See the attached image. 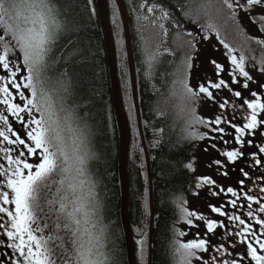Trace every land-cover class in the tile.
Instances as JSON below:
<instances>
[{
  "label": "snow or ice",
  "instance_id": "6c2138e0",
  "mask_svg": "<svg viewBox=\"0 0 264 264\" xmlns=\"http://www.w3.org/2000/svg\"><path fill=\"white\" fill-rule=\"evenodd\" d=\"M223 3L233 16L259 6L264 24V0ZM65 30L56 0H0V264H116L89 166L88 126L70 102L67 72L50 87ZM243 60L232 58L227 80L201 83L198 92L185 85L222 111L201 121L209 131L199 138L213 141L217 155L195 184L217 202L207 203L208 214L183 209L195 233L176 241L180 264H264V82L252 88ZM213 64L219 76L225 69ZM186 167L195 172L193 163ZM137 244L142 252L143 240Z\"/></svg>",
  "mask_w": 264,
  "mask_h": 264
},
{
  "label": "trees",
  "instance_id": "16d2710c",
  "mask_svg": "<svg viewBox=\"0 0 264 264\" xmlns=\"http://www.w3.org/2000/svg\"><path fill=\"white\" fill-rule=\"evenodd\" d=\"M121 1L129 24L131 42L136 47L140 42L146 43L150 54L147 62L136 56L137 51L134 58L137 66L141 124L153 180L154 226L151 264H176V241L181 242L179 232L186 225L181 221L180 213L184 208H189L191 199L199 190L195 187L196 176L205 174L199 168L205 167L209 170L207 164L202 165L198 158L201 150L199 136L206 131L200 128L197 122H201L202 118L197 111L200 106L187 111L189 117L179 121L177 110L174 108L173 111V108L165 104L162 106L160 96L162 88L168 84L170 86L172 78H176L179 72L174 40L179 38L180 33L193 38L191 34L185 33V27L190 26L198 33L196 39L201 35L198 41L193 38L196 49H214L217 43L213 41L219 39L218 33L213 25L196 22L192 15L183 16V11L188 5L195 3V0ZM208 1L210 0H201V3L204 6ZM56 3L61 11V19L66 22V30L55 46L50 68V87L58 89V78L61 73L67 72L63 80L70 82V102L78 106L79 115L88 126L89 148L95 154L89 166L97 183L105 223L110 228L111 247L116 252V264H127L125 238L120 220L119 134L96 0H56ZM221 3L228 11L229 17L237 19L232 22L239 29L238 9L233 16L224 6L223 0ZM149 8L153 11L149 12ZM108 9L119 87L130 132L127 158L128 217L134 237L136 264H146L149 224L147 175L131 102L123 29L114 0H108ZM165 23L169 25L166 26ZM185 23L187 25H184ZM160 41L164 42V62L161 64L158 50ZM187 63L186 68L189 69V58ZM187 69L184 68L185 71ZM200 70L197 69V73ZM213 76L214 73L211 80ZM220 94L223 93L217 92L218 96ZM189 163H193L195 172L186 167ZM212 198L213 203H216L217 198ZM137 240H143L142 252Z\"/></svg>",
  "mask_w": 264,
  "mask_h": 264
},
{
  "label": "rangeland",
  "instance_id": "374dc122",
  "mask_svg": "<svg viewBox=\"0 0 264 264\" xmlns=\"http://www.w3.org/2000/svg\"><path fill=\"white\" fill-rule=\"evenodd\" d=\"M209 5V3H208ZM204 5L203 8L199 10H195L193 13L195 16H201L202 18H208L210 20V23L213 25V28L215 31L218 33V38L214 40L213 42L217 43L214 47V49H196V53L194 57L191 59V65H193L196 70L201 69L200 72H196L195 74V79L192 82V88L194 91L198 92V86L201 83H207L209 80H211V75L212 73L215 74V76L212 77L213 79L218 80L219 78L226 77L228 78V73L232 72L233 69L235 68V65L232 63V58H235L237 62L240 60V55L242 54L244 56V61H251L246 63V67L244 66L245 70L249 73L250 68H253L252 70H255L257 73H261L264 71H261V69H264V61H260L258 58L253 56V48L250 45H244L241 40L238 38V31L234 30L235 28L227 22L225 18L222 16L214 15L211 11L212 5ZM239 19V18H238ZM229 20V19H228ZM230 20L236 22L237 19H234L232 16H230ZM239 24V21H238ZM238 30V29H237ZM187 34V32H185ZM189 33V32H188ZM198 37V36H197ZM201 38V35L199 36L198 39ZM198 39H196L198 41ZM220 46H219V45ZM225 44L228 45V47H225ZM204 52V53H203ZM203 53V56H202ZM200 56V58L198 57ZM210 57V58H209ZM211 57H218V59L215 61L216 63L218 62L219 64L226 65L225 63L228 62V65L226 66V70L223 72H220L219 76L217 75L216 69L214 72H212L210 69L204 68L205 65H208L210 67H214L215 65L213 64L214 61ZM211 60V61H210ZM243 61V63H244ZM188 63L185 64V69H187ZM232 65V66H230ZM202 68H198V67ZM238 75V70L236 72ZM183 75V76H182ZM223 76V77H221ZM177 77L182 78V83H183V90L180 91L181 93H177V96H174L173 98L175 100L180 101L181 99L183 101L187 100L191 104L189 105L188 109L186 110L185 113L182 115H185L184 117L186 118L189 117V113L187 111H192L194 107L200 106L197 108V111L199 112V117L200 120L202 121H207L210 119H214L215 115L219 114L220 111H222L219 108V103H214L213 101H209L206 97H203L202 95H192L187 91L185 88V85H188V75H187V70H181V72L177 75ZM225 79V78H224ZM217 91V90H213ZM219 92V91H217ZM230 94L227 93V91L223 94H220L221 98H227ZM228 115H231V109H229ZM199 122V127L204 129L206 133L209 131L208 128L205 126L204 123ZM213 141L205 138L201 139V144H200V152H199V162L202 165H206L208 161L211 159L212 156H216L217 153L215 152L214 149L211 148V144ZM207 149V151H206ZM199 163V164H200ZM202 172L205 174H208L211 172V170H207L205 167L202 168ZM213 198L212 196L209 195L207 187L205 188H200L193 196L191 199V204L188 208V210H198L200 212H203L204 214L207 213V203L212 202L213 203ZM180 218L181 221L183 222V212L180 213ZM181 231L188 233L187 236H181L180 240L181 243L186 242L188 239L193 238V235L195 233V229H190L187 225L181 228ZM197 264V262H196Z\"/></svg>",
  "mask_w": 264,
  "mask_h": 264
},
{
  "label": "water",
  "instance_id": "95a60500",
  "mask_svg": "<svg viewBox=\"0 0 264 264\" xmlns=\"http://www.w3.org/2000/svg\"><path fill=\"white\" fill-rule=\"evenodd\" d=\"M120 20L123 28V37L126 50V59L129 72V80L131 87V94L134 103V110L137 118V130L139 134V140L144 156L146 175H147V185H148V199H149V225H148V235H147V262L146 264H151L152 258V234H153V224H154V209L152 203V176L150 169L149 155L146 147V141L143 134L141 126V114L139 109V91L137 88V77L135 71V61L131 46V37L129 32V25L126 17V13L121 0H114ZM97 10L100 20L101 29L104 36V44L108 59V67L110 70V83L112 87V92L114 96V105L116 118L118 123L119 131V181L121 190L120 199V220L123 229V234L125 238V248L127 264H136L135 256V246L134 237L130 228L129 217H128V198H129V188L127 181V158L130 144V132L129 126L126 120L125 112L122 105V97L119 87L117 68H116V56L115 48L113 44L112 31L109 22V9L107 0H96Z\"/></svg>",
  "mask_w": 264,
  "mask_h": 264
},
{
  "label": "bare ground",
  "instance_id": "6f19581e",
  "mask_svg": "<svg viewBox=\"0 0 264 264\" xmlns=\"http://www.w3.org/2000/svg\"><path fill=\"white\" fill-rule=\"evenodd\" d=\"M221 1L222 0H210V1H208L209 5H212L211 11L214 12L213 13L214 15H216V16L220 15L223 18H225L228 23L230 22L229 25L233 26L235 28L234 30L238 31L237 28L234 26L233 22L230 20L228 11L222 6ZM205 4H207V3H205ZM202 8H203V5L201 3V0H195V3H191L190 5H188L187 8L183 11L182 14H184L183 15L184 17L192 15L193 19L196 22H199V23H202V24L208 23L209 25H212L208 18H202L201 16L199 17V16H197V15L195 16L193 14V13H195L194 12L195 10H199L200 11ZM165 25L167 26L169 24L165 23ZM184 25H187V24L185 23ZM100 27H101V25H100ZM188 28H189V26H186L185 29H184L185 32H187V33H188ZM101 34H102V38H103V41H104V36H103L102 29H101ZM194 40H196V39H194ZM194 40H193V38L191 36L183 35V33H180L179 38L174 40V44L173 45H174V48L177 50V56H178L177 62H178V67L180 68V71H181V69L184 70V68H185L184 66L187 63V60H188V58L190 56L191 47L193 46ZM113 44H114V41H113ZM131 46H132L133 56L136 55V51H137V55L136 56H138L141 60H144L145 62L148 61V59L150 57V54H149L148 45L146 43L140 42V43H138V45L136 47L131 42ZM124 47H125V43H124ZM114 48H115V45H114ZM158 50L160 52V55L162 53L164 54V42L163 41L159 42ZM125 53H126V50H125ZM115 56H116V54H115ZM126 61H127V59H126ZM134 61H135V58H134ZM116 68H117V66H116ZM135 71H136V75H137L136 61H135ZM108 75H109V80H110L109 67H108ZM129 82H130V80H129ZM189 85H190V82H189ZM162 89H163V91H162V94L160 96V100H161L162 106L165 104L167 107L173 108V111H174V108H175L177 110V112H178V114H176V116L179 119V121H182V120L184 121L185 120V117H184L185 115H182V114L186 112V110L188 109V107H189V105L191 103L189 101H187V100L183 101L181 99L180 101H178V100H175L173 98L174 96L178 95L177 93H181L180 91H184L183 90L182 78H180V79H179V77L172 78L171 85L169 86V84H168ZM111 94H112V103H113L114 117H115L117 130H118V123H117V118H116L115 105H114V96H113V92H112V87H111ZM164 95H166V96H164ZM131 102H132L133 109H134V103H133L132 94H131ZM139 102H140V100H139ZM122 105H123V102H122ZM139 109H140V106H139ZM183 109H184L185 112L183 111ZM140 114H141V110H140ZM134 115H135L136 126H137V118H136L135 110H134ZM125 116H126V114H125ZM141 118H142V116H141ZM126 120H127V123H128L127 117H126ZM141 121H142V119H141ZM128 125H129V123H128ZM141 126H142V124H141ZM142 130H143V128H142ZM118 134H119V131H118ZM118 156H119V154H118ZM152 188H153V180H152ZM120 192H121V190H120ZM147 195H148V185H147ZM152 203H153V190H152ZM148 205H149V199H148ZM149 217H150V215H149ZM149 217H148V223H149ZM153 226H154V224H153Z\"/></svg>",
  "mask_w": 264,
  "mask_h": 264
},
{
  "label": "flooded vegetation",
  "instance_id": "af4514ba",
  "mask_svg": "<svg viewBox=\"0 0 264 264\" xmlns=\"http://www.w3.org/2000/svg\"><path fill=\"white\" fill-rule=\"evenodd\" d=\"M241 3H243V0H240ZM260 12L261 9L259 6H255L252 10L245 12L242 9H238V21H239V29H238V38L241 40V42L244 45H250L253 48V56L258 58L260 61H264V44L259 43L258 41L260 40H264V24H262L259 21V16H260ZM253 21H255V23H253ZM188 32L189 34H191L193 36L194 39L197 38V32L194 31L193 29L188 28ZM208 49V48H207ZM196 53V48L193 45L191 47V53L189 56V69H187V75H188V86L192 87V82L195 79V74H196V68L191 65V59L194 57ZM204 53V52H203ZM202 53V56H203ZM241 57L244 58V56L241 54ZM200 58V56H198ZM210 58V57H209ZM214 61H216L218 59V57H211ZM211 61V60H210ZM244 61V60H243ZM164 62V54L162 53L160 55V64ZM213 62V61H211ZM219 62V61H218ZM217 62V63H218ZM251 62V61H244L243 66L246 67V63ZM226 65H223V68L226 70V66L228 65V62L225 63ZM202 68V67H199ZM204 68L210 69L212 72H214L215 70V66L214 67H210L208 65H205ZM253 68H250V72L249 75L253 77V80L256 81V83H253L251 86L253 89H255L257 87V84L260 82H264V72L261 73H257L255 72V70H252ZM224 70V71H225ZM223 72V71H222ZM180 73V68H179V72H177L176 75H178ZM226 80L227 78L224 77ZM241 80H243V78H240ZM190 82V85H189ZM226 90H224L223 93H225ZM229 112V109H228ZM200 171H202V168H199ZM208 213V210H207ZM177 259V263L176 264H180V255L177 253L176 256ZM193 264H196L195 261H193Z\"/></svg>",
  "mask_w": 264,
  "mask_h": 264
}]
</instances>
